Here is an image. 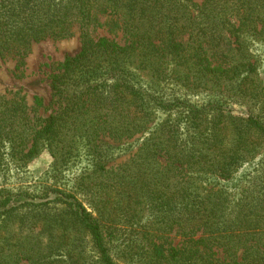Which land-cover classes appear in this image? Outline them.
Segmentation results:
<instances>
[{
	"label": "trees",
	"instance_id": "obj_1",
	"mask_svg": "<svg viewBox=\"0 0 264 264\" xmlns=\"http://www.w3.org/2000/svg\"><path fill=\"white\" fill-rule=\"evenodd\" d=\"M97 9L125 43L90 35ZM74 24L46 116L0 93V170L89 159L68 189L3 178L0 264H264V0H0V58Z\"/></svg>",
	"mask_w": 264,
	"mask_h": 264
},
{
	"label": "rangeland",
	"instance_id": "obj_2",
	"mask_svg": "<svg viewBox=\"0 0 264 264\" xmlns=\"http://www.w3.org/2000/svg\"><path fill=\"white\" fill-rule=\"evenodd\" d=\"M200 2L201 0H194ZM93 20L89 26L90 35L96 39L105 37L113 42L123 44L127 38L122 31L121 20L108 11L95 10L92 16ZM80 33L78 25L74 24L70 33L67 36L60 38H46L37 43H34L29 52L22 58V63L19 64L17 58H0V93L6 94L9 97L24 96L28 105H32L34 98L38 97L44 103V107L38 110V116H46L52 109L51 106V90L49 88V80L52 73L56 71L58 65L62 62L65 55L74 54L80 49ZM258 45V44H257ZM255 45V51L261 52L263 61L264 74V47L263 45ZM145 85L144 83H141ZM204 93L199 92L190 96L192 102L207 101ZM232 112L236 114L246 113L244 106L229 102L227 105ZM160 119L164 117L159 114ZM124 152V151H123ZM120 150H110L106 156L109 163L117 164L121 160L128 157L129 152L123 153ZM89 157L86 155L85 148L82 144H78L76 155L70 160V164L56 170L53 167V158L46 149H43L39 155L28 162L25 169L17 170L12 165L6 170H0V183L3 178H7L9 182H17L20 180H29L30 185H55L68 189L71 187L72 179L78 169L87 163ZM107 159V160H108ZM256 161H252L246 165V168H241L238 172L239 177H247L248 173L256 168ZM69 167V168H67ZM22 182V183H23ZM230 185H234L233 181ZM68 185V186H67ZM229 185V186H230ZM231 187V186H230ZM32 189L33 186H30ZM129 232H119L118 237H127ZM179 236L175 237L174 241H179ZM215 257H222L220 250L216 251Z\"/></svg>",
	"mask_w": 264,
	"mask_h": 264
}]
</instances>
